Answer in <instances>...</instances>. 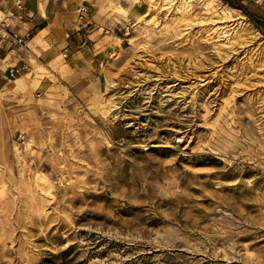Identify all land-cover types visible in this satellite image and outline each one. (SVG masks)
Masks as SVG:
<instances>
[{"label":"rangeland","instance_id":"1","mask_svg":"<svg viewBox=\"0 0 264 264\" xmlns=\"http://www.w3.org/2000/svg\"><path fill=\"white\" fill-rule=\"evenodd\" d=\"M114 1L97 88L0 91V264H264V33L222 0Z\"/></svg>","mask_w":264,"mask_h":264},{"label":"crops","instance_id":"2","mask_svg":"<svg viewBox=\"0 0 264 264\" xmlns=\"http://www.w3.org/2000/svg\"><path fill=\"white\" fill-rule=\"evenodd\" d=\"M17 2L23 7L21 19L15 16ZM113 2L0 0V24H9L0 26V91L14 88L27 74L39 75L40 82L59 79L78 90L97 88L105 62L121 48L116 29L124 16L113 10ZM135 8V3H130L129 17ZM4 29L23 38L24 44L2 38Z\"/></svg>","mask_w":264,"mask_h":264},{"label":"trees","instance_id":"3","mask_svg":"<svg viewBox=\"0 0 264 264\" xmlns=\"http://www.w3.org/2000/svg\"><path fill=\"white\" fill-rule=\"evenodd\" d=\"M228 3L230 6L234 8L240 9L250 20V22L258 28L260 31L264 33V18L257 17L256 15L252 14L248 8L243 4L242 0H222Z\"/></svg>","mask_w":264,"mask_h":264},{"label":"built area","instance_id":"4","mask_svg":"<svg viewBox=\"0 0 264 264\" xmlns=\"http://www.w3.org/2000/svg\"><path fill=\"white\" fill-rule=\"evenodd\" d=\"M16 8H17L18 12L15 14V16H16L17 18L21 19V18H22L23 7H22V5H21L20 2H17V3H16ZM8 25H9V24H8V23H5V22L0 24V26L3 27V28H7ZM4 30H5V34H4V35H1L2 38H12V39L15 40V42H16L17 44H20V45H21V44H24V39H23V38H21V37L15 35L14 33H10V32H8L6 29H4ZM82 43H83V44H86V43H87V40H83ZM64 55H65V56L67 55V51H66V50H64Z\"/></svg>","mask_w":264,"mask_h":264},{"label":"bare ground","instance_id":"5","mask_svg":"<svg viewBox=\"0 0 264 264\" xmlns=\"http://www.w3.org/2000/svg\"><path fill=\"white\" fill-rule=\"evenodd\" d=\"M170 2H171V1H170ZM182 2H183V1H182ZM184 3H185V2H184ZM183 5H184V4H183ZM44 182H45V181H44ZM43 187H44V186H43ZM45 187H46V186H45ZM43 190H44V189H43ZM47 190H48V189H47ZM47 190H46V191H47Z\"/></svg>","mask_w":264,"mask_h":264}]
</instances>
